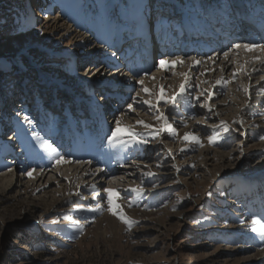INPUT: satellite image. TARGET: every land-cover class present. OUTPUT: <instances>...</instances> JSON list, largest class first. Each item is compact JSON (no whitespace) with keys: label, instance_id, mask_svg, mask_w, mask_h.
Segmentation results:
<instances>
[{"label":"rangeland","instance_id":"rangeland-1","mask_svg":"<svg viewBox=\"0 0 264 264\" xmlns=\"http://www.w3.org/2000/svg\"><path fill=\"white\" fill-rule=\"evenodd\" d=\"M159 1L165 5L191 4V0ZM148 3V0H0V179L9 173L13 179L19 176L14 168H18V163L27 166L22 176L27 172L45 175L57 170V177L64 170L61 166L70 162L66 156L74 145L83 149H76L83 153L78 161L90 171L96 169L103 174L107 164L111 165L112 170L101 176L107 183L110 180L107 174L131 163V171L137 174L136 180L122 179L121 183L110 180L109 184L99 186L116 195V199L111 196L114 205L120 206L115 211L122 210L136 222L130 230L107 211V193L93 202L86 200L91 195L83 189L66 194L60 204L42 198V191L34 193L36 184H19L12 190L13 186L0 183V264H259L256 256L264 242L251 231L248 221L253 217L264 218V147H261L264 140L259 134L245 135L249 130L245 116H252L256 110L246 107L245 113L226 117L230 112L220 114L215 106L211 112L200 107L207 96L205 90L195 95L189 93L194 96L189 98L194 113L202 119L207 116L208 126L197 124L202 134L197 135L199 139L204 137L205 141L214 133L220 134L215 143L208 142L210 157L191 163L184 160L198 153L201 145L180 142L181 146L176 136L166 130L157 134L161 123L155 118V110L144 103L139 105L142 97L148 100L150 95L142 93L135 81L129 80L134 88L127 92L128 97L121 104L115 103V94L123 89V82L112 72L125 69L129 73V64L125 65V59L121 58L127 47L136 45V41L140 43L141 39L133 35L131 41L121 42L135 26L130 17L133 15L142 23L143 17L137 16L145 15ZM52 19L58 24L55 29L50 27ZM183 57L182 60L188 59ZM87 68L90 73L87 71L85 76L65 80L68 73ZM65 84L69 87L67 95L61 91ZM105 95L108 100L101 104ZM157 107L164 115L179 110L182 116L193 117L192 109L186 115L177 104L166 106L161 101ZM55 108L59 112H54ZM108 108L119 111L115 117H124L119 141L111 137L116 120L109 125L111 130L106 139L98 136L95 121L102 112L106 116ZM143 112L152 114L149 119L154 121L153 127L146 129L135 121L126 122L129 115L133 119H148ZM108 119L106 116L104 121L109 124L113 118ZM221 121L229 126L227 132L223 131ZM177 126L172 127L178 131ZM129 127L140 134L137 140L146 142H134L128 134ZM245 136L247 141L240 147L239 138ZM42 143L55 148L64 158L62 162L56 164L55 153L51 148H42ZM175 146L183 147V155L176 156ZM233 149L237 152L234 158L228 157L230 164L225 168V162L213 159L212 151L226 155ZM50 154L53 159H47ZM13 156L17 161L11 159ZM146 157L156 159V166L148 172L153 176L142 175L137 169ZM103 160L108 162L101 164ZM202 160H211L208 169L200 166L198 161ZM88 161L91 163L87 164ZM47 164L51 168H45ZM93 178L87 179L94 184ZM16 180L13 185H17ZM43 180L38 186L46 185V179ZM137 187L143 189L139 194L131 191ZM98 206L103 211H92ZM66 216L72 220L65 219ZM99 221L112 224L98 225ZM246 254L251 258L244 260Z\"/></svg>","mask_w":264,"mask_h":264},{"label":"bare ground","instance_id":"bare-ground-1","mask_svg":"<svg viewBox=\"0 0 264 264\" xmlns=\"http://www.w3.org/2000/svg\"><path fill=\"white\" fill-rule=\"evenodd\" d=\"M151 4L154 7H157L156 6L157 4L162 5L164 3H162L159 0H152ZM132 16L130 17V21L132 22V24L135 25L132 29L133 31H131V32L129 31L128 37L121 43H127V42L131 41L133 38V35H135L136 37H139V39H141V42L139 43L136 41V45L131 44L130 47H128L126 49L125 54L121 58V59H125L124 60L125 65L129 64L130 69H127L129 73H126L125 69L118 70V71L116 69L115 72H112L113 76L116 75L115 76L116 79L121 78V82H123V89H119V91L115 90V91H117L115 94V97L118 99V102H121V101L123 102L122 99L124 97H128V93H127L128 91H125L126 90L125 88H130L131 86H133L132 81L136 82V85H138L137 87H139V86L141 88L147 87L152 92H156V93L159 92L160 86H163L166 97H167V95H170L174 91L179 92V85L181 83H184V77L182 75H180V73H187L189 79H188V82L186 84L185 91L182 94L178 95L176 98V100H177L176 104L178 106L182 107V109H181L183 111V112L181 111L182 113L189 115V113H188L189 110H191L193 108V106L191 105L192 104L191 99H189V98L194 99L193 98L194 96H192V95H195L194 93H196L199 90L201 92L203 89V90H205V92L207 94L209 92L212 93V99L209 100L208 103H210V105L212 104V106H215V108L217 110L219 109L220 114H221V112H227V113L230 112V114H228L226 117H229L230 115L233 116L236 113H245L246 111L244 112V110L246 107L247 108H254L256 110V112L255 113L253 112L254 114L252 116L251 115L245 116V118H246L245 120H247L246 126H248L249 130H250V133L248 130L247 132L249 134H247V132H246L245 135H248V136L249 135H252V136L256 135V136H258L257 134H259L261 136H264V95L261 94V93H264V64L260 63L259 60H254V57H258V56L264 58V53H262L260 51H247L246 52L242 48L241 49L233 48V49H228V50L224 51L223 53H220V54L214 53L212 55H209L206 58H200V59L195 58L193 56H190V57H188V59L182 60V58H184V57L164 56V57H162V59L166 61L164 68L160 67V63L158 61L155 63L154 66H152V68L150 69L151 71H149L150 73L147 76L145 75V76L140 77L141 76L140 73L146 72L143 69L146 68V66L144 64V58L146 56L147 49L145 50L142 47V45H143L142 42L147 41V34H146V30H145L146 27H144V23L143 22L141 23L139 20H137V18L132 17ZM137 17L142 18L143 14L139 13V15ZM134 19H136L135 20L136 24H135V21L133 22ZM51 22H52V24L50 25V27L53 29L57 28V26H58L57 21L52 19ZM62 33H63V30H62ZM115 37L119 38V37H121V35L119 37H118V35ZM156 37H158L157 34H156ZM142 38H143V41H142ZM73 39L75 40V38H73ZM121 43H118V44H121ZM158 47H159L158 50L160 51L161 48H160V46H158ZM225 52L229 53L227 59H225V56H224ZM210 57H211V59H209ZM193 58L196 61H200L201 63H199V64L194 63ZM177 59H179L180 62L173 63V61H177ZM245 61H248V63L245 64ZM172 65L176 66V69H174L172 67ZM195 65H199L198 69L196 71L193 70L194 69L193 67ZM241 65L244 66V70L240 69ZM127 68H128V66H127ZM87 69L81 70L79 72L68 73L70 75L67 77V80L72 79L73 76L74 77L85 76L86 72L90 71V68H87ZM96 69H99V68H96ZM253 69H257V71H253ZM101 70H103V69H101ZM136 71H138V73ZM124 73H126V74H124ZM234 73H235V75H234ZM74 74H76V76ZM97 74H99V73H97ZM128 74H130V75H128ZM260 74L262 76H260ZM137 75L138 76L140 75V76L137 77ZM128 76L130 78H128ZM129 80H132V81H129ZM141 80H143V85H141V83H140ZM217 80L229 81V83L226 85V87H222L221 85L216 84ZM203 81H207V83H203ZM129 82H131V83H129ZM246 87L249 89V91L247 93H245V91H244V88H246ZM133 88H134V86H133ZM135 88H136V86H135ZM226 88H227L226 92L224 94H220V92H222V90H224ZM142 93H144V92L142 91ZM189 93H191L192 95L191 96L188 95ZM144 94L149 95L148 93H144ZM255 94H258V95L256 96ZM142 99H143V97H142ZM142 99H141V102L139 105L143 104ZM146 99H147V97L143 100H146ZM149 99L155 100V97L149 96ZM109 101H110V99H109ZM204 102H205V99H203V103ZM115 103H117V101ZM182 104H185L186 106H181ZM166 106H168V104H166ZM140 107L138 108V106H137L136 109H140ZM112 108L107 109V111H108L107 115H109V119L113 118L112 120H110L109 124L103 120V116L102 117L100 116L101 118L96 119V122H95L96 125L100 129L99 136L104 138V139H106L108 134H110L109 132L111 129H110L109 125L112 124L115 120H117L119 118L121 121H123V118H124V117H121V115H120V117H119V115L117 117H115L116 112L119 113V111L117 109H116L117 111H115V109L113 110ZM165 109H168V108H165ZM192 112H193V117H194L197 112L194 113V111L192 109L190 115L192 114ZM143 113L147 114L148 119H139L140 117L133 119L132 118L133 115H129L131 117H129V118L125 117L126 122L128 121L130 123L129 120L135 121V122L137 120H142L147 124L154 125L155 124L154 121H151L149 119L152 114L149 116L148 113H146V112H143ZM165 115H166V117H168V123L172 124V126L178 125L177 127L180 128L178 131H176V137H175L176 142L179 144H180V142L185 143V144L191 142V141H186L183 139V136L185 133H190V134L195 135V136H197V135L201 136L202 135L201 129H199L197 127L198 122L200 123V125H202L204 123L205 125L207 124L206 126H208V121L205 122V119L207 116H204L205 119H202L203 117L199 118L197 116L198 115L197 114L195 118H193V117L189 118L187 116H182L179 110H175V111L173 110L170 113L166 112ZM122 116H124V115H122ZM135 117H136V115H135ZM109 119H108V121H109ZM232 119L234 120V118H232ZM243 119H244V117H243ZM237 120H239V118ZM139 125L143 126L142 124H139ZM48 126H50V125H48ZM154 127H156V126H154ZM50 128H52V127H50ZM140 128H142V127H138V129H140ZM251 132H253V133H251ZM246 137L247 136H245L243 138H239V139H241V140H239L240 141L239 142L240 147H242L243 143H246V141H247V139H245ZM203 139H204V137L202 138V140ZM243 139H245V140H243ZM202 140L200 139L201 144L203 145V146H201V150L198 151V153L194 152L195 153L194 156L191 157L190 160H188V159L184 160L185 162L191 161V163H195V161H197V159H199V158H207L208 156L210 157L211 151H210V147H209L210 145L208 143V140H205V141H202ZM5 141H7V139ZM189 145L190 146H188V149L190 150L192 148L191 147L192 144H189ZM261 147L263 148L264 145H261ZM167 148H168V146H167ZM175 148H176L175 153L177 154L176 156H181V154L184 152L183 147L175 146ZM76 149H78V148H73V150L71 152H69L68 155L66 156V158L68 159V162L69 161L71 162L72 160H74V162L72 163L74 165H71L70 162L66 163L67 161L65 162L66 164L61 163V164H64V166H61L64 168V170H62V172L60 171V174L58 173L57 177H56V175H57L56 171L57 170L56 171L54 170V172H51V171L48 172L47 173V174H49L48 176H47V174L44 175V173H42V172L41 173L35 172L34 175H31V176H29L28 175L29 172H27V173H25L26 174L25 176H22L21 175L23 173L22 171L25 170L27 168V166L25 167L24 165H21L18 163L17 164L18 168L17 167H14V168L16 171H18V173H20L19 176H15L16 178L13 179L12 178L13 175L9 173V175H4L1 177L0 183H2L3 186L7 185L6 187L13 186L12 190L17 188V186L19 184L21 186H26V185L28 186L29 183L31 184V186L36 184V186L33 189L34 193H36V192L39 193L42 191L40 193V195L41 194L43 195V196L41 195L42 198L54 201V203L56 201V203L62 204L63 201L60 199H64V196L66 194H69V193L70 194L71 193H77L78 191L83 192V189H84L88 192L87 195L88 194L91 195L89 198L86 197V200H91L94 202V201H96L95 199L98 197H101L102 194L105 195L103 187H99L100 184L101 185L109 184L110 180L116 181L118 183L119 182L121 183L122 179L127 180L129 178L130 180H136L135 177L137 176V174L135 175V172L131 171L132 166H133V163H131L127 167L122 166L123 168L122 167H119L120 169L117 168L116 172L113 171L114 173L111 175L107 174L109 176L108 178H110V180L108 181L106 179L108 181V183L105 182V179H102L104 177H101V176L106 175V173L109 171V169L112 170L111 165L107 164V167L105 169V173H103V174L100 172L98 173L97 171H99V170H96V169H93L90 171V169L87 165H83L82 162H78V159H80L82 155H81V153L76 151ZM184 149H185V147H184ZM234 149L228 151V153L226 155L220 154L214 150V151H212V152H214V158L213 159L217 158L219 161H222L223 164L225 162L226 164L223 165L225 168L226 166H228L230 164L228 157L234 158L233 155L237 152V150H239L238 148H237V150H234ZM78 150H83V149H78ZM263 150H264V148H263ZM53 158L54 157L52 154L47 156V159H53ZM104 158H106V157H104ZM11 159L12 160L14 159L17 161L16 157H14V156L11 157ZM28 161H30V159ZM61 162H62V160H61ZM107 162L108 161L103 160V162H101V164L107 163ZM198 162L200 163V166L202 165L204 167V169H208V166L210 164L209 162H211V160H209V161L208 160H206V161L202 160V161H198ZM13 164H15V163H13ZM56 164H58V163H56ZM87 164H89V163L87 162ZM47 165H45V168H51L49 164H47ZM154 166H156V159H154V157L153 158L146 157L145 161H143L141 163V166H139L137 169H139L141 173L143 172L142 173V175H143L145 173L151 172V169L154 168ZM95 172H97L98 174ZM99 174H101V175H99ZM93 176H95V178H93ZM151 176H153V175H151ZM88 177L93 178L94 184H92L93 183L92 181L89 182L90 180L87 179ZM25 178H27V179H25ZM24 179L27 181H25ZM43 179H46V181H45L46 185H44V187H43V184H44L43 183L41 185L39 184V186H38V183ZM56 179H58V180H56ZM13 180H16L17 183L16 182L15 183L17 185H13V182H14ZM4 182H6V183L4 184ZM92 185L96 186V192L95 193H93V191H92V188H91ZM123 190H125V189H123ZM94 195H95V198H93ZM56 196H58L59 199L55 198ZM111 196H114L113 198L116 199V195L113 192H111ZM38 197H40V196H38ZM102 222L104 224L106 223L108 225L112 224V222H108V221H99L98 225H101ZM248 222L250 224L251 221H248ZM250 227L248 226V228H250ZM258 238L264 242V240H262L260 238V236ZM248 258H251L250 254H246V256L244 257V260H247ZM256 258H258L257 261L259 264H264V247L261 250V253H259V255L256 256Z\"/></svg>","mask_w":264,"mask_h":264},{"label":"snow or ice","instance_id":"snow-or-ice-1","mask_svg":"<svg viewBox=\"0 0 264 264\" xmlns=\"http://www.w3.org/2000/svg\"><path fill=\"white\" fill-rule=\"evenodd\" d=\"M233 47L236 48V49H241L242 48L246 52L247 51H260V52L264 53V46H260V45H257V44H243V45L235 44V45H233ZM228 55H229L228 52L224 53L225 59L228 58ZM209 59H211V57ZM254 60H259L260 63L264 64V58H262V57H259V56L258 57H254ZM177 62H180L179 59H177V61H173V63H177ZM193 62L196 63V64L201 63L200 61H196L194 58H193ZM159 63H160V67L164 68V66L166 64V61L162 59V60H160ZM247 63H248V61H245V64H247ZM240 69L244 70V66L241 65ZM98 71H99V69H98ZM253 71H257V69H253ZM180 75H182L184 77V83H181L179 85V92L174 91L170 95H167V97L165 95L163 86H160L158 93L152 92L147 87H142V91L143 92L148 93L150 96H154L155 97V100H152V99L142 100V103L149 105V107L151 109L155 110V118L157 119L158 122L161 123V127L159 129H157V134H159L160 131L166 130L173 137L176 136L175 128H173L172 125L170 123H168V118L164 115L163 112L159 111V108L157 106H158V104L161 101H163L165 104H170V105H175L176 104L177 96L182 94L185 91V87H186V84H187L188 79H189L187 73H180ZM234 75H235V73H234ZM140 83H141V85H143V80H141ZM203 83H207V81H203ZM228 83H229V81H224V80H217L216 81V84H219L222 87H226V85ZM244 91H245V93H247L249 91V89L246 87V88H244ZM203 94L204 93L202 92L200 95H203ZM137 95H139V93H137ZM196 99L199 100L200 97L197 96ZM211 99H212V93L209 92L207 94V96H205V102L202 103L200 105V107L208 108L209 112H211L213 106L208 103V101L211 100ZM128 107L132 111L135 110L131 104H129ZM25 119L27 120L28 117H25ZM136 123L137 124H142L143 127L146 128V129L152 127V125L147 124V123H145L142 120H137ZM237 123H239V121H237ZM115 124H116V127H115V130L112 131L111 137H112V139L114 141H119L120 137H119L118 133L120 132V129H121V120L117 119L115 121ZM221 125H223V131L227 132L228 128H229L227 123L225 121H221ZM128 134H129V136L131 137V139L134 142H140V143L146 142V141H143L142 139L137 140V137L140 134L136 133V132H133L130 127L128 129ZM219 135H220L219 133H214L213 135L209 136L208 137V142L209 143H215L216 140L218 139ZM37 139H39V137H37ZM183 139L186 140V141H191V142H194L196 144H200L201 146H203L201 144V141H200L199 137H197L195 135H192L190 133H185L184 136H183ZM260 139L264 140V136L260 137ZM41 147L42 148H44V147L51 148V151L53 153H55V158H56V162L57 163H59L61 160L64 159L62 156H60V154L58 152H56L55 148H52V146L50 144L46 146L45 144L42 143ZM88 163H91V161H88ZM28 175L31 176V172H29ZM147 175H152V173H147ZM91 188H92L93 193H95L96 192V186L92 185ZM131 191L132 192H136L137 194H139V193H141L143 191V189L137 187V188L131 189ZM104 192L108 193V200H107L108 207H107V211L109 213H111L113 216H117L121 220V222H123L124 224H126L128 226V229L130 230L132 225L134 223H136V222L132 221L127 216H125L122 210L119 211V212L114 210V209L120 208V206L118 204L114 205L113 200L111 198V192H112L111 189L105 188ZM93 198H95V195L93 196ZM129 206L130 207L132 206V202L129 203ZM92 211H94V212L103 211V209L98 206L97 208L92 209ZM65 219L72 220V218L70 216H66ZM262 219H264V218H261V219H257L256 217L252 218V220H251V231L254 232V233H257V235L260 236V238L262 240H264V223L261 222ZM80 231L81 232L83 231L82 227L80 228Z\"/></svg>","mask_w":264,"mask_h":264}]
</instances>
